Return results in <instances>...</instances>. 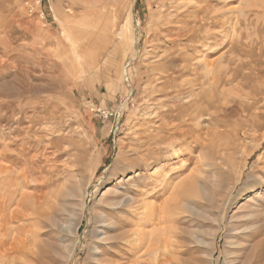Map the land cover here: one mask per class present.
Masks as SVG:
<instances>
[{"label":"rangeland","instance_id":"1","mask_svg":"<svg viewBox=\"0 0 264 264\" xmlns=\"http://www.w3.org/2000/svg\"><path fill=\"white\" fill-rule=\"evenodd\" d=\"M34 1L0 0V264H93L124 196L167 243L139 262L264 264V0Z\"/></svg>","mask_w":264,"mask_h":264},{"label":"bare ground","instance_id":"2","mask_svg":"<svg viewBox=\"0 0 264 264\" xmlns=\"http://www.w3.org/2000/svg\"><path fill=\"white\" fill-rule=\"evenodd\" d=\"M226 1V0H225ZM245 1V0H244ZM33 5L31 6L30 9H35V8H38L37 3L36 1L32 2ZM194 3V2H193ZM224 3V2H223ZM231 3V2H230ZM200 4V3H199ZM178 5V4H177ZM207 5V4H206ZM223 6V5H222ZM209 7V5H208ZM209 9V8H208ZM198 11V10H197ZM205 13H208V10H204ZM231 11V10H230ZM238 11V10H237ZM220 12V10H219ZM213 16V15H211ZM215 17V16H214ZM54 18L57 22H60L61 24H63V19L64 18H61L62 20H60V15L59 13L55 12L54 14ZM67 21V20H66ZM219 21V20H218ZM189 22V21H188ZM67 25L69 26L71 23L69 21L66 22ZM130 23V21H129ZM72 25V24H71ZM127 25V23H125V26ZM218 25V24H217ZM64 40L67 41L69 44L71 45H74L73 41H72V38L71 36L68 34V31H69V27L64 25ZM189 26V25H188ZM73 26H71L72 28ZM181 27L185 28V26H182ZM180 28V27H179ZM177 28V29H179ZM127 29V28H125ZM159 29V28H158ZM174 29V28H173ZM182 29V28H180ZM68 30V31H67ZM122 34V32H121ZM171 34V33H170ZM209 36V35H208ZM211 36V35H210ZM174 39V38H173ZM168 40V39H167ZM169 41V40H168ZM174 41V40H173ZM204 41V40H203ZM206 41V40H205ZM209 41V40H207ZM230 41V40H229ZM168 43V42H167ZM176 43V42H175ZM178 44V43H177ZM91 45V44H90ZM173 45V44H172ZM183 45V44H182ZM176 47V45H175ZM174 47V48H175ZM173 48V46H172ZM177 49V48H175ZM184 49V48H182ZM207 49V48H206ZM171 50V49H170ZM174 50V49H172ZM186 50V49H185ZM193 50V49H192ZM191 50V51H192ZM210 50V49H209ZM177 51V50H176ZM187 51V50H186ZM185 51V52H186ZM184 52V54H185ZM195 52V51H194ZM200 53V52H199ZM181 54V53H180ZM198 54V53H197ZM179 56V54H177ZM183 55V54H182ZM177 56V57H178ZM165 58V57H164ZM187 59V57H186ZM212 61H210V65H213L211 64ZM202 65V64H201ZM204 65V64H203ZM205 68V67H204ZM210 69V67H209ZM208 70V69H207ZM220 71V70H218ZM208 73V72H207ZM222 73V72H221ZM225 74V73H224ZM207 75V74H206ZM210 75V74H209ZM222 75V74H221ZM212 77V76H211ZM210 77V78H211ZM212 79V78H211ZM211 81V80H210ZM209 81V82H210ZM224 82V81H223ZM226 82V81H225ZM172 83V82H171ZM226 84V83H224ZM172 85V84H171ZM212 102V101H211ZM210 102V103H211ZM209 102L207 101L206 104H208ZM189 108V106L187 107V109ZM176 114V112H175ZM215 114V112L211 113V116ZM178 115V114H177ZM176 115V116H177ZM193 115H196V116H193ZM201 115H203V113H201V110H199L198 112H195V114H193L192 112H189V114H187L186 118L183 119V120H179V124H175L174 122L170 124V132L167 136H165L164 138L162 139H157L155 143L156 144H160V143H163L162 145H164L165 142L168 141V144H171L173 143L172 141H179V143H182L183 145V140L184 138L187 136V135H190L191 136V132L193 129V122L199 118ZM164 117H166L164 115ZM179 117V116H178ZM176 118V117H175ZM173 119V118H172ZM176 120V119H175ZM177 121V120H176ZM172 122V120H171ZM201 122V121H200ZM186 123V124H184ZM175 124V125H174ZM182 126H185L186 127V131L182 132V130H185V129H181ZM203 127V126H202ZM200 128V127H199ZM201 130V129H200ZM159 131V130H158ZM195 131V130H194ZM161 133V132H160ZM163 134V133H162ZM161 134V135H162ZM157 135V134H155ZM194 136V135H193ZM157 137V136H155ZM189 137V136H188ZM152 138V136H151ZM158 138V137H157ZM194 138H198L196 135ZM192 140V139H191ZM199 140V139H198ZM262 140V139H261ZM188 141V140H186ZM195 141V139H194ZM258 141V139H257ZM190 142V141H189ZM26 144V143H25ZM176 144V142H175ZM191 144V143H190ZM154 145V146H155ZM166 145V143H165ZM164 145V146H165ZM196 145V144H194ZM158 146V145H156ZM173 147V144L171 145ZM180 146V145H179ZM178 146V147H179ZM198 146V144H197ZM166 147V146H165ZM196 147V146H195ZM164 148V147H163ZM170 148V147H169ZM189 148V147H188ZM187 148V149H188ZM7 149V148H6ZM151 149V148H150ZM165 149V148H164ZM164 149H159V146L157 148V150L155 149V151L153 153L150 154L149 156V160L148 161H145L147 162L146 165H145V168H148L150 165H154V164H158L159 161L161 160L160 157L167 153L166 150ZM38 150V149H37ZM147 151V150H146ZM158 152H160V155H158ZM256 151V150H255ZM152 152V151H151ZM5 154V153H4ZM143 154V153H142ZM141 155V154H140ZM255 155V154H254ZM4 156V155H3ZM16 156V155H15ZM148 156V155H147ZM252 156V155H251ZM250 156V157H251ZM2 157V156H1ZM167 157H165L166 159ZM3 159V157H2ZM5 159V158H4ZM146 159V158H145ZM143 160V159H142ZM11 162V161H10ZM144 162V160L142 161ZM22 164V163H21ZM144 164V163H143ZM33 165V164H32ZM143 166V165H142ZM144 170V169H143ZM2 171V170H0ZM9 171V170H8ZM3 173V172H2ZM192 174V173H191ZM193 175V174H192ZM249 175V174H248ZM263 177H264V169L262 170V174H261ZM191 176V175H190ZM190 176H188V178H185L186 180H183L184 182H181V184L178 183L177 187L174 188L172 194L175 195V193H177L178 190H180L181 192L183 191V188L184 187H187L189 186V178ZM188 182V183H187ZM37 185V184H36ZM191 185V184H190ZM158 187V185H157ZM154 188V186H153ZM156 189V188H155ZM162 190V189H161ZM165 190V189H164ZM171 190V189H170ZM154 191V190H152ZM158 191V190H156ZM127 192V191H126ZM159 192V191H158ZM164 192V191H163ZM162 192V193H163ZM107 193V192H106ZM148 194V193H147ZM156 194V193H155ZM165 194V193H164ZM256 194V193H255ZM17 195V194H16ZM29 195V194H28ZM115 195V194H114ZM119 195V194H118ZM206 195V194H205ZM210 195V194H209ZM176 196V195H175ZM263 196H264V193H263ZM113 197V196H112ZM123 197V196H122ZM177 197V196H176ZM179 197V196H178ZM171 198V196H169V199ZM173 199H177V198H174L172 197ZM26 199V198H25ZM174 200V201H175ZM179 198L176 200L178 201ZM172 201V200H170ZM115 202H119V201H114L111 202L110 204V210L109 212L111 213L109 218L111 217L110 220H108L109 222L107 223V225L105 226L106 228L104 229L105 232H101L97 235V240H98V244L96 246V248L94 250H91L92 251V262L93 264H144V261H141L139 262V259L141 256H144V255H157L159 249L162 247V245H165L167 244L166 241H164V244L162 243L161 241V237H159L160 235H157V233H159V231L154 235L153 237V240H147L150 238V236L153 234V233H150L149 231H145V229H143L142 227L140 226H137L135 227V221H138V217L137 215L134 214V211H130L129 209H133L134 208V204L136 203L135 200L129 198V197H125L119 202V203H115ZM163 205H161V207H159L158 209V213L160 210H165L167 209V207L165 208L166 204H170L169 201H163ZM179 203V201H178ZM22 204H23V201H22ZM147 203H145L144 205L146 206ZM176 204V203H175ZM151 207L152 205L154 204H150ZM165 205V206H164ZM210 205H211V202H210ZM138 206V205H137ZM143 206V205H142ZM156 205H154L155 207ZM170 206V205H169ZM175 207V206H174ZM138 208V207H137ZM141 208V207H140ZM148 208V207H147ZM156 208V207H155ZM153 208V209H155ZM135 209V208H134ZM133 209V210H134ZM145 209V208H144ZM29 210V209H28ZM137 210V209H135ZM157 210V209H156ZM16 211H17V208H16ZM169 211V210H168ZM33 212V211H32ZM143 212V211H142ZM150 212V209L149 211ZM154 211L152 210L151 213H153ZM147 213V212H146ZM146 213L144 214L146 217ZM157 213V212H156ZM172 213V212H171ZM107 214V213H106ZM149 215V213H147ZM169 214V212H168ZM250 214V213H249ZM154 215V214H153ZM156 215V214H155ZM139 216V215H138ZM159 216V219L163 220L165 217L164 216H161V215H158ZM136 217H137V220H136ZM141 217V216H140ZM142 217V218H144ZM148 217V216H147ZM100 218V216H99ZM157 218V217H156ZM147 219V218H146ZM151 219V218H149ZM148 219V220H149ZM1 220V219H0ZM8 220V219H7ZM98 220V219H97ZM141 221V220H139ZM104 222V224H105ZM3 223V222H2ZM5 224V223H4ZM103 224V225H104ZM152 224V223H151ZM145 225V224H144ZM147 226V225H146ZM165 232V231H164ZM162 235V234H161ZM165 235V234H164ZM165 237V236H164ZM21 237L19 238H15L13 240H15L16 242L14 243V246H13V253H15L16 255H21L23 254V256H34L36 258V249H30V245H31V242L29 240H22L20 239ZM29 238V237H28ZM27 238V239H28ZM168 238V237H167ZM26 239V238H25ZM145 242H143V241ZM138 241L142 247H139L138 245H135V242ZM142 241V242H141ZM8 244V243H7ZM12 244V243H11ZM10 244V245H11ZM9 245V244H8ZM9 245V247H11ZM13 245V244H12ZM32 245H34L32 243ZM45 245V244H44ZM140 245V246H141ZM35 247V246H34ZM137 247V248H136ZM257 247L260 248V250L262 248H264V243L262 241H259L258 244H257ZM163 248V247H162ZM12 249V248H10ZM38 249V248H37ZM39 250V249H38ZM137 252H140L139 255L137 254L136 255V251ZM10 251V250H9ZM162 251V250H160ZM262 251V250H261ZM164 252V251H163ZM163 254V253H162ZM161 254V255H162ZM262 254L264 255V250L262 251ZM3 256V255H2ZM158 256H160V254H158ZM168 257V256H167ZM5 258V257H4ZM6 259V258H5ZM38 260V259H37ZM21 264H28V263H32L31 260L30 261H27V260H22L20 259L19 261ZM162 262V261H161ZM43 264V263H42ZM149 264V263H148Z\"/></svg>","mask_w":264,"mask_h":264},{"label":"built area","instance_id":"3","mask_svg":"<svg viewBox=\"0 0 264 264\" xmlns=\"http://www.w3.org/2000/svg\"><path fill=\"white\" fill-rule=\"evenodd\" d=\"M36 2L40 3L41 0H36ZM29 10H30V12H32L34 9H29Z\"/></svg>","mask_w":264,"mask_h":264}]
</instances>
